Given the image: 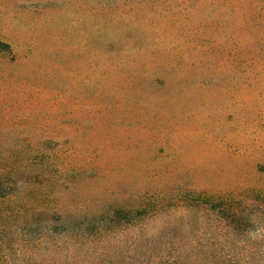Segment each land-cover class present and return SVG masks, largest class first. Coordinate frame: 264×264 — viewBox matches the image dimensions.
Here are the masks:
<instances>
[{"label":"trees","instance_id":"obj_1","mask_svg":"<svg viewBox=\"0 0 264 264\" xmlns=\"http://www.w3.org/2000/svg\"><path fill=\"white\" fill-rule=\"evenodd\" d=\"M14 20L0 38V264L142 219L167 238L192 227L202 264H264V187L204 185L175 144L208 117L200 89L264 68V0H0ZM72 33L78 74L61 56ZM198 135L187 158L221 153Z\"/></svg>","mask_w":264,"mask_h":264},{"label":"rangeland","instance_id":"obj_2","mask_svg":"<svg viewBox=\"0 0 264 264\" xmlns=\"http://www.w3.org/2000/svg\"><path fill=\"white\" fill-rule=\"evenodd\" d=\"M6 22H0V38L9 40L10 35L18 30L19 22ZM61 43V56L69 58V69L78 74V36L72 33L70 39L65 36ZM245 75L249 78L232 72L224 89H200L197 94L206 101L201 104L204 116L208 117L194 125V131L182 133L175 141L182 149L180 159L191 162L198 181L219 191L242 188L255 178L257 182L254 185L264 187V68L246 72ZM205 132L211 141L224 139L221 153L197 160L187 158L194 144L199 142L198 134ZM229 146L235 147L238 153L225 150ZM258 168L261 170L256 173ZM175 218L187 221L183 215L179 218L176 215ZM134 224L119 228L103 241L79 238L49 249L35 257L31 264H170L169 261L172 259L173 262L177 253L188 264H202L194 261L186 251L192 227L187 230L174 227L169 232L174 235L173 238H167L168 230L164 231L162 226L152 229L153 223L143 219ZM191 234L193 237L195 232Z\"/></svg>","mask_w":264,"mask_h":264}]
</instances>
